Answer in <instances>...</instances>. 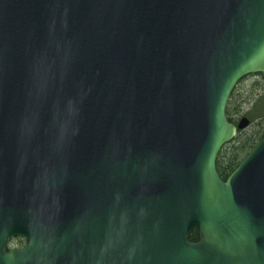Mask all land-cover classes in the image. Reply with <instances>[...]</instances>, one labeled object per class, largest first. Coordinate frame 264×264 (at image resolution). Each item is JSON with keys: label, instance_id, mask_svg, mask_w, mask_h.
<instances>
[{"label": "water", "instance_id": "1", "mask_svg": "<svg viewBox=\"0 0 264 264\" xmlns=\"http://www.w3.org/2000/svg\"><path fill=\"white\" fill-rule=\"evenodd\" d=\"M252 74L264 0H0V264H264Z\"/></svg>", "mask_w": 264, "mask_h": 264}, {"label": "trees", "instance_id": "2", "mask_svg": "<svg viewBox=\"0 0 264 264\" xmlns=\"http://www.w3.org/2000/svg\"><path fill=\"white\" fill-rule=\"evenodd\" d=\"M245 80H249V83L243 88V94L238 93V88ZM226 115L230 121L245 115L250 121L251 129L243 134L241 133L243 130L238 131L235 138L219 152L216 164L218 173L223 179L234 170L264 134V75H249L239 81L227 103ZM189 239H197L196 229L189 234Z\"/></svg>", "mask_w": 264, "mask_h": 264}, {"label": "rangeland", "instance_id": "3", "mask_svg": "<svg viewBox=\"0 0 264 264\" xmlns=\"http://www.w3.org/2000/svg\"><path fill=\"white\" fill-rule=\"evenodd\" d=\"M249 80H245L244 82H242V84H241V86L238 88V93H242V91H243V88L244 87H246L247 86V84L249 83L248 82ZM243 94V93H242ZM251 99V98H250ZM243 116H245V115H243ZM240 117H242V116H239L238 118L236 117V120H238ZM246 117V116H245ZM251 129V127H250V125H249V123H248V125L243 129V131H241V133L243 134V133H246V132H248L249 130ZM25 243V241L23 240V239H13L12 240V242H11V245L12 246H21V245H23Z\"/></svg>", "mask_w": 264, "mask_h": 264}]
</instances>
